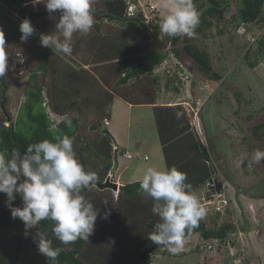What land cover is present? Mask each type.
Here are the masks:
<instances>
[{
  "label": "trees",
  "instance_id": "obj_1",
  "mask_svg": "<svg viewBox=\"0 0 264 264\" xmlns=\"http://www.w3.org/2000/svg\"><path fill=\"white\" fill-rule=\"evenodd\" d=\"M208 1L211 7L208 8L207 13L222 18L224 9L220 8L217 0ZM0 5L21 20L28 18L31 25L43 17L60 15L59 11L49 13L46 7H38L35 0H0ZM92 12L94 19L118 22L128 27L126 30L130 28L131 33L119 31L118 36L117 32L111 31L105 34L102 33L100 23H94L92 28L94 34L88 33L80 38L79 36L73 38L72 56L83 48L93 50L91 55L93 64H99L102 69L106 68L108 76L112 73L115 84L109 85V79L106 80L99 75L101 73L99 67H92L89 71L81 70L86 77L81 76L77 71L67 72L68 65L63 57L58 52L43 47L39 40L35 46L29 47L33 54L35 50L36 56L41 61L38 70L29 75L27 84L32 83L37 73L42 76V84L47 80L49 106L53 112L62 116V120L56 128H51L52 123L42 108L44 86L41 84L36 86L34 91L26 93V101L22 105L25 109V117L30 123L29 129H18V120L12 119L6 107L9 82L4 77H0V150L6 149L11 154L14 148H18L23 153L29 144L44 139L54 141L55 138L63 135L74 137L76 141L82 128L79 114H83V117L85 115L82 113L80 103L75 99L85 91L84 106L92 108L96 117V123L89 126V129L95 132V136L92 140L77 144L78 146L75 145L73 148L85 170L96 173L97 180L104 181L112 167L115 171L116 159L120 154L113 148L110 134L105 129H99L101 123L109 119L114 95L127 101L139 83L141 84L139 93L145 95V83L154 69L166 60L169 53L180 57L178 50L180 41L189 65L210 82H217L220 76L213 69L210 54L195 45L190 37L178 35L164 36L161 39L159 25L162 20L154 18L145 22L141 13L127 16L125 0H94ZM235 18L239 20V24L264 26V0H242ZM201 23L200 20L195 32ZM204 23L208 25L207 22ZM13 41L14 38L4 35L5 43ZM256 43L264 53V36ZM41 48L46 49L50 54L40 53ZM89 79H92V82ZM64 81L67 86L75 85L77 88L70 90V87L62 85ZM126 85L128 86L124 88ZM96 90L103 91V94L100 95ZM37 108L40 110L37 111ZM72 111H76L77 115H71ZM177 113L181 114L184 127H174V125L179 126ZM65 115L72 119L71 129L64 123ZM167 117L172 119L167 121ZM154 118L166 168L175 166L178 170L186 172V182L191 183L194 191L200 189L211 177V171L206 165L210 154L209 146L212 148L211 143H202L199 135L190 125V119L180 106L154 107ZM6 123L8 126L5 125ZM167 124L174 125L169 129ZM263 127L264 124L261 123L252 127L253 135L260 140ZM259 150H264V147H260ZM261 162L264 164V160ZM248 165H250L249 161L242 164L244 167ZM140 182L122 184L115 198L111 190L100 191L94 188L82 190L81 194L99 209L94 230L88 241L78 239L75 243L64 246L52 236L53 221H42L39 229L48 232L49 238L53 239L54 247L64 249L56 261L45 256L43 264H178L153 263L151 256L155 255L158 249L147 255L145 261L141 259L142 253L156 245L149 236L155 223L158 222V217L151 211L152 201L145 199L138 191ZM262 198L264 199V195ZM6 200V195L0 193V264H35V256L41 254L35 242L37 229L28 230L26 235L24 223L19 218L11 217L10 209L6 207ZM12 206L22 207V199L18 194ZM105 213H108L107 219L102 218ZM120 225L122 228L119 231ZM234 230V227L228 223L208 227L205 221H200L199 227L193 230L187 240L197 235L200 241L210 239L224 241ZM240 264L245 262L240 261Z\"/></svg>",
  "mask_w": 264,
  "mask_h": 264
},
{
  "label": "rangeland",
  "instance_id": "obj_2",
  "mask_svg": "<svg viewBox=\"0 0 264 264\" xmlns=\"http://www.w3.org/2000/svg\"><path fill=\"white\" fill-rule=\"evenodd\" d=\"M132 1L139 13L143 15L145 22L158 17L159 12L156 9H162L166 16L173 3V0ZM241 1L217 0L220 8L224 9L222 18H218L216 15L207 13L208 8L211 7L208 0H193L200 13L202 23L198 27L196 35L191 39L201 50L210 54L212 66L220 76L219 81L205 86L207 78L189 65L181 41L178 44L180 57L173 55L183 65V76L187 77L186 81H182L177 76L178 86L181 90L184 91V86L187 84L189 90L192 87L195 89L203 88V90H197L202 96L198 123L201 126L200 130L204 140H207L206 142L211 141L214 146L212 148L209 146L210 154L214 158L221 175L228 183L229 195L232 198L233 215L228 214L220 218L211 216L209 212H206V216L201 221H205L208 227H217L222 223H237L244 236L242 252L236 257H232L226 248L219 247L210 254L208 259L204 260L197 251V247L201 243L196 236L183 246V249L190 250L189 254H173L167 250L158 249L157 253L151 256L153 263L236 264V261H243L245 264H264V199L262 198L264 195V164L261 161L253 163L254 152L260 147H264V127L260 133L261 140L252 133L254 125L264 124V53L262 49L258 48L256 42L251 43L244 35L237 33L240 25H242L235 18ZM152 4L157 8H154ZM165 4H168L169 8H165ZM22 21L14 13L0 5V30L3 31V35L14 38L13 42L5 43L8 57L14 51L24 53L28 59L29 77L36 66L34 54L29 48L34 46V33L25 41L30 45L21 46L19 39L21 40L22 33L19 31V26ZM204 21L208 25H205ZM243 28L254 34L261 27L255 24H246L243 25ZM181 36L185 37L186 35ZM58 54L64 59L67 57L62 53ZM166 60H171V58L167 57ZM169 66H171L170 63L162 65L163 68ZM157 68L164 72L160 67ZM3 77L9 82L6 107L10 115L13 120H18V129H29L30 123L25 117V109L22 108V105L26 101V93L34 91V83L35 85L42 84V77L38 75L29 85L27 84L28 79L16 78L12 71H6ZM62 85L67 88L70 87V90L77 88L75 85L67 86L65 81L62 82ZM42 86H44L42 95L49 101L46 91L47 80ZM82 98L83 95L80 93L75 100L84 105L85 102ZM36 110L39 111L40 109L37 108ZM82 113L87 114V116L91 114V118L85 119L84 122L82 121L83 115L79 116L82 128L77 135V140L73 143V147L80 143L84 144L95 136V132L89 129L90 125L96 123L92 108L84 106ZM71 114L75 115L74 112ZM227 126L234 127V131L227 129ZM136 134L138 132L133 131V135L136 136ZM140 135L143 138L146 137L145 131ZM132 144L137 145V142L134 141ZM146 147L148 146L146 145ZM130 150L133 152L132 149ZM118 161L124 163L126 160L119 156ZM246 161L250 162L251 168L249 165L247 167L242 166ZM114 180L115 178L111 179L115 182ZM194 192L198 196L199 191ZM113 196L115 198L117 193L115 192ZM121 228L120 225L119 231ZM236 247L240 249L239 244ZM44 260L45 256L42 254L35 256V264H43Z\"/></svg>",
  "mask_w": 264,
  "mask_h": 264
},
{
  "label": "clouds",
  "instance_id": "obj_3",
  "mask_svg": "<svg viewBox=\"0 0 264 264\" xmlns=\"http://www.w3.org/2000/svg\"><path fill=\"white\" fill-rule=\"evenodd\" d=\"M40 2V0H35ZM49 13L59 11V20L51 34H40L43 47L70 56L73 52V36L88 34L94 26V0H43ZM169 8L168 4L164 5ZM200 23V13L193 0H173L169 13L160 22L161 39L164 36L186 35L194 37ZM21 41H26L34 28L28 18L19 26ZM8 54L3 31L0 30V77L8 68ZM177 113V118L180 117ZM64 123L71 129L72 119L65 115ZM74 137L63 135L53 140L44 139L29 144L23 153L14 148L11 154L0 150V193L6 195V207L13 219L19 218L25 225V234L37 229L35 242L38 251L56 261L64 250L53 246L48 232L39 229L42 221H53L52 236L62 245L78 239L88 241L92 234L99 209L81 194L84 189L95 187L97 175L86 171L73 148ZM264 160V150L257 149L253 163ZM251 168V164L249 165ZM187 173L172 166L145 170L139 192L152 201L151 211L158 217L149 238L168 252L177 254L183 250L187 238L199 227L206 216V208L195 194ZM22 199V207H13L16 195ZM108 218V213L102 217ZM240 264V261H236Z\"/></svg>",
  "mask_w": 264,
  "mask_h": 264
},
{
  "label": "crops",
  "instance_id": "obj_4",
  "mask_svg": "<svg viewBox=\"0 0 264 264\" xmlns=\"http://www.w3.org/2000/svg\"><path fill=\"white\" fill-rule=\"evenodd\" d=\"M36 4L38 5V7H45V3L43 2V0H40V2H36ZM152 6H154V8H157V6L153 4ZM156 11L159 12V15H158L159 18L158 17L157 18L163 20L165 17V14L162 12V9H156ZM59 16L60 15L43 17L39 19L38 21H36V23L33 25L34 30H35L34 31V46L39 41L40 34H51L55 31V25L59 20ZM94 21L95 23H100L101 30L103 31L102 33H105V34L111 31L117 32L118 36L120 35L119 31H125V32L129 31L131 33L130 28L129 30H126L128 27H124L122 26V24L118 22H109L106 19L101 20L100 18L94 19ZM247 25H250V24H247ZM89 33L94 34L93 30H91ZM83 35L84 34L76 33L74 34L73 38L76 36H79L80 38ZM15 40L17 42V39ZM19 42L21 46L27 47V45H30L29 43H26L25 41H21L20 39H19ZM84 44L85 43L82 41V45ZM41 50H40V53L44 52L46 55L50 54L46 49L41 48ZM92 52L93 50H89V49L87 50V48H83L81 50L76 51L75 56H72L71 54L70 56H67L66 59L63 58L66 64L68 65L66 67V71L67 72L77 71L81 74V76L83 75L86 77V74L84 75V73H82L81 70L89 71V69H92V67H97V68L99 67L101 68L100 70L101 73L99 75L101 77H104L106 80L109 79V82H108L109 85L113 86L115 82L112 80V73L110 74V76H108L106 68L102 69V67H100L99 64H96V63L93 64L94 63L92 62L93 58L91 57ZM40 61L41 59L36 56V52L34 50V63L36 65L34 68V71L38 70ZM167 61L168 63L171 64L170 60H167ZM86 63H89V64H86ZM162 65H163V62H162ZM159 67L162 69V66H159ZM38 75L40 74L37 73L34 80L37 78ZM89 80L90 82H92V79H89ZM145 84H146L145 85L146 86L145 95L139 93L140 86H141L140 83L136 85V87L134 88L135 92L131 94V96L129 97V100L127 101L122 99L121 97L114 95L111 101V106H110V116H109V119L106 120L107 124H104L105 122L104 121L103 123H101V126L99 127V129H105L112 137L113 139L112 146L113 148L116 149L118 153H120L118 157L121 156L124 160H126L124 161V163H120L117 157L116 169L111 176L112 178H115L114 181L117 182L119 186H121L122 184H128V183H133L136 181H141L145 170L149 167H153L156 169L166 168L162 146H161V143L158 137L157 126H156V122L154 118V107H174V106L182 107L186 113V116L190 119L189 121L190 125L197 132L202 143L205 144L207 141V140H204L201 130H200L201 126L198 123V118L200 115L199 105H200L202 96L198 93L197 90H203L202 87H198V89H195V87H192V89L189 90L188 84H187V86H184V91H182L181 88L178 86L179 81L174 72L172 76L170 77L166 73L158 70V68L154 69L153 73L151 74V76H149V79ZM210 84H214V83L212 81L210 82L207 79V81L205 82V86L210 85ZM36 86H39V85H35L34 83V88ZM127 86L128 85L124 86V88ZM81 93L83 95L82 99L84 100L86 96L85 91ZM99 93L100 95H102L103 91L100 90ZM83 107L84 105L80 104L81 110L83 109ZM223 108L225 109V107ZM73 112L75 115H77L76 111H72L71 113ZM53 113L55 117L57 118L62 117L56 114L55 112ZM79 116H81V114H79ZM168 116H171V115H168ZM84 117L85 118H83L82 121H85V119H90L91 114H88V116L87 114H85ZM167 118H168L167 121L169 119H172L171 117H167ZM175 124H176V121H175ZM177 124H179V126L174 125V124H169V125L167 124L168 125L167 128L170 129L171 125H174L175 128L180 127V126L181 127L185 126L184 120L180 117L177 119ZM145 129H150V130H145ZM227 129H232L234 131L235 128L231 126L229 127L227 126ZM133 131L138 132V134L134 136ZM143 131H145V135H146V137L144 138L141 137L140 135V134H143ZM134 141L137 142V145L132 144ZM208 142L211 143V141H208ZM146 145L148 147H146ZM212 147L214 146L212 145ZM130 149H132L133 152H131ZM125 154H130L131 156H133V158L127 159L124 156ZM141 162H144V163H141ZM196 191H199L198 192V196H199L200 189ZM196 236L197 235H194L192 238ZM190 239L185 241V243L188 242ZM185 250H187V252H184L185 254L190 253L189 249H185ZM184 253H180V254H184ZM159 263H165V262H159ZM178 264H201V263L180 262Z\"/></svg>",
  "mask_w": 264,
  "mask_h": 264
},
{
  "label": "built area",
  "instance_id": "obj_5",
  "mask_svg": "<svg viewBox=\"0 0 264 264\" xmlns=\"http://www.w3.org/2000/svg\"><path fill=\"white\" fill-rule=\"evenodd\" d=\"M125 2L127 16H132L136 13H139L132 0H125ZM243 25L244 24L240 25L237 33L244 35L251 43L256 42L260 37L264 36V26L257 30L256 33L252 34L249 31L247 32L243 28ZM167 57L171 58V66L165 68L162 67V70L170 77L174 72L176 76L179 77V79L186 81L187 77L183 76V65L174 57L172 53H169ZM166 61H163V64L168 63V61ZM7 64L8 68L6 71H12L16 78H24L26 80L28 79V59L24 53L20 51H14L12 55L8 57ZM159 66H162V64ZM42 107L44 108L50 122L52 123L51 128H56L57 124L62 120V117H55L54 113L49 107L48 99L45 96H43ZM104 124H107V121H105ZM5 125L8 126V123ZM124 156L127 159L133 158V156L130 154H125ZM206 165L211 171V177L202 185L200 189L198 198L201 204L206 208V212H209L211 216H217L221 218L228 214L233 215L232 198L230 197L228 190L229 185L221 175L219 168L211 154H209V159L206 161ZM231 225L235 230L228 234L224 241L219 239H210L203 241L197 248L198 253H200L204 260L208 259L210 254L216 251L219 247L226 248L232 257H236L240 252H242L244 237L243 233L237 223L234 222ZM237 244H239L240 249H237ZM184 252H187V250L183 249L179 253Z\"/></svg>",
  "mask_w": 264,
  "mask_h": 264
},
{
  "label": "water",
  "instance_id": "obj_6",
  "mask_svg": "<svg viewBox=\"0 0 264 264\" xmlns=\"http://www.w3.org/2000/svg\"><path fill=\"white\" fill-rule=\"evenodd\" d=\"M114 172V167H112V169L109 171V175L105 178L104 181H100V180H96L95 182V188L102 191V190H111L114 193H118L119 192V185L116 182L111 181V176ZM157 249H165L163 246H159V245H155L151 248H149L148 250H146L144 253H142L141 255V259L143 261H145V258L147 255L151 254L152 252H154Z\"/></svg>",
  "mask_w": 264,
  "mask_h": 264
},
{
  "label": "bare ground",
  "instance_id": "obj_7",
  "mask_svg": "<svg viewBox=\"0 0 264 264\" xmlns=\"http://www.w3.org/2000/svg\"><path fill=\"white\" fill-rule=\"evenodd\" d=\"M201 189V188H200ZM200 241V240H199ZM203 241H200V243H202ZM198 248V247H197Z\"/></svg>",
  "mask_w": 264,
  "mask_h": 264
}]
</instances>
